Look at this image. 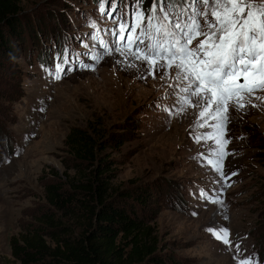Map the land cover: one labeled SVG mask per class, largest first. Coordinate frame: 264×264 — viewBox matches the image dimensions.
Returning <instances> with one entry per match:
<instances>
[{"label":"rangeland","instance_id":"obj_1","mask_svg":"<svg viewBox=\"0 0 264 264\" xmlns=\"http://www.w3.org/2000/svg\"><path fill=\"white\" fill-rule=\"evenodd\" d=\"M15 1L16 31L1 30L9 52L0 51V264H22L12 258L9 239L37 226L44 214L79 232L68 218H80L82 197L73 193L76 199L56 210L45 193L50 184L86 182L95 167L70 155L64 140L71 129L97 142L96 162L109 167L103 180L110 200L149 227L165 264H240L249 257L264 264V100L231 111L223 135L231 154L222 177L208 163L218 159L219 121L201 118L202 105L180 112L184 85L171 73L140 79L141 61L115 50L123 48L109 34L116 25L101 17L97 0ZM151 4L145 0L144 8ZM133 7L134 0L119 3L129 24ZM64 51L71 54L67 75L56 80L45 68ZM220 226L229 229L231 245L207 231Z\"/></svg>","mask_w":264,"mask_h":264},{"label":"snow or ice","instance_id":"obj_2","mask_svg":"<svg viewBox=\"0 0 264 264\" xmlns=\"http://www.w3.org/2000/svg\"><path fill=\"white\" fill-rule=\"evenodd\" d=\"M120 2L97 0L101 17L111 19L116 25L109 34L123 48L115 50L141 61L140 79L148 76L164 79L171 73L177 86L183 84L180 90L186 95L180 98V112L186 111L185 106L202 105L201 118L210 116L219 121L214 125L220 133L216 140L220 147L214 152L218 159H210L208 163L223 177V160L231 154L224 150L230 140L223 138L231 123V111L243 112L249 105L258 106L254 100H264L259 95L264 93V0H152L148 9L144 8L145 0H134L131 24L120 17ZM113 12L117 15L113 16ZM91 27H96L95 22ZM201 36L204 39L198 40ZM194 40H198L195 45ZM100 43L108 49V41L101 39ZM70 55L67 51L59 53L56 57L59 62L54 63L51 70L43 64L41 67L59 80L67 75L65 66L70 62ZM169 97L175 106V90ZM192 97L197 98L195 103ZM235 175L236 172L231 173ZM200 196L209 199L203 190ZM207 231L224 245H231L226 227L208 228ZM235 247L240 249L239 244ZM240 264H255V261L249 257L242 259Z\"/></svg>","mask_w":264,"mask_h":264},{"label":"trees","instance_id":"obj_3","mask_svg":"<svg viewBox=\"0 0 264 264\" xmlns=\"http://www.w3.org/2000/svg\"><path fill=\"white\" fill-rule=\"evenodd\" d=\"M17 12L15 0H0V51L4 53L9 48L1 39V30L16 31ZM64 144L74 158L83 163L95 162V167L86 182L71 183L68 188L48 185L46 200L52 208L60 210L76 199L73 193L82 197L77 201L80 218H68L76 221L80 230L73 233L60 219L44 214L38 218L37 226L9 239L12 258L22 264H165L155 251L157 242L149 227L132 211H125L110 200L103 180L109 167L105 160L96 162L97 142L82 130L71 129ZM135 200L141 202L142 198Z\"/></svg>","mask_w":264,"mask_h":264}]
</instances>
